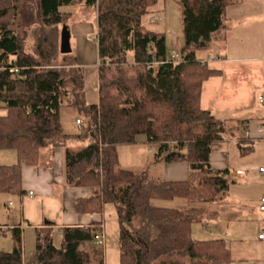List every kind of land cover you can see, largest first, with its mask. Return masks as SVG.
I'll return each instance as SVG.
<instances>
[{
  "label": "trees",
  "instance_id": "trees-1",
  "mask_svg": "<svg viewBox=\"0 0 264 264\" xmlns=\"http://www.w3.org/2000/svg\"><path fill=\"white\" fill-rule=\"evenodd\" d=\"M238 2L181 0L183 47L173 64L167 62L164 34L142 24L157 0H35L40 26L30 53L16 25L18 0H0V112H5L0 150L16 154L15 164L0 165V197L24 194L22 164L37 167L42 149L61 146L65 183L93 190L91 197L75 201L76 213L101 214L105 204L115 207L119 264H231L224 240H195L191 229L202 223L198 203H212L228 188L227 170L210 165L211 147L223 140L227 123L200 107L203 83L220 72L196 53L228 29L226 9ZM76 3L95 10L97 17L95 105L86 103L83 70L59 51V26L68 19L60 9ZM162 62L147 70L148 64ZM15 68L18 74L10 71ZM64 109L85 118L81 133L63 134ZM141 137L156 147L155 159L186 162L187 180L153 183L145 171L121 170L117 148L136 145ZM68 144L82 147L71 150ZM175 199L197 207L151 205ZM101 225L62 228L59 247L53 226L35 228L32 264H105L95 243ZM11 235L13 250L0 251V264H23L22 234L13 229Z\"/></svg>",
  "mask_w": 264,
  "mask_h": 264
},
{
  "label": "crops",
  "instance_id": "crops-1",
  "mask_svg": "<svg viewBox=\"0 0 264 264\" xmlns=\"http://www.w3.org/2000/svg\"><path fill=\"white\" fill-rule=\"evenodd\" d=\"M157 4V16H148L153 6L142 20L147 30L160 22L164 25L163 0ZM83 7L80 4L78 12ZM76 10L65 13L69 21L84 14ZM93 12L90 23L76 19L62 28L68 34L69 49L76 59L74 65L83 70L88 105L98 102L97 17ZM157 17H160L158 22ZM226 18L228 29L211 40L215 51L196 58L220 72L203 83L200 107L227 123L223 140L211 147L210 165L214 170H227L228 188L216 201L198 203L202 223L192 226L191 237L224 240L230 250L231 264H264V242L257 239L264 230V213L259 210L264 197V173H260L264 169V108L258 104V97L264 92V0H239L226 9ZM161 26L157 27L159 31H149L165 36L166 30ZM210 56L215 60L207 62ZM77 120L75 125L81 127L82 123L77 125ZM62 132L72 135L64 128ZM139 141L136 145L117 148L121 170L145 171L148 179L156 178V183L187 180L190 169L186 162L157 160L156 147L148 145L144 137ZM72 146L67 145L69 149ZM63 157V147L49 145L40 151L37 167L22 164L24 194L0 197V229L4 232L0 251H9L13 245L7 238L8 234L12 236L13 229L21 232L26 244L34 237L35 228L46 226L58 229L60 235L64 227L101 223L106 242L102 212L83 216L76 213L75 201L91 197L93 190L73 188L65 183ZM15 163L14 150H0V165ZM28 192L34 193L35 199L29 198ZM48 200L54 203L49 205Z\"/></svg>",
  "mask_w": 264,
  "mask_h": 264
},
{
  "label": "rangeland",
  "instance_id": "rangeland-1",
  "mask_svg": "<svg viewBox=\"0 0 264 264\" xmlns=\"http://www.w3.org/2000/svg\"><path fill=\"white\" fill-rule=\"evenodd\" d=\"M161 0H157V5H159ZM181 0H163L164 4V25L161 26V22L158 25H153L149 27V30H156L157 27L161 26L164 27L166 30L165 38H166V52L167 56L170 57V54L172 52H180L183 47V37H182V27H181ZM80 3H76L73 6H68L60 9L61 13L71 12L75 11ZM18 17H17V23L16 25L19 26V30L23 35H25V51L27 53H30L32 45L37 37L38 28L40 26V19L37 18V8L35 0H18ZM76 7V8H75ZM84 8V7H83ZM156 6L151 9L149 17L157 16L156 14ZM29 9V10H28ZM30 11V12H29ZM31 11H33L31 13ZM76 10V13H84L82 16H77L70 21L67 19L65 22L66 25L73 22L76 19H82L83 21H87V23H90V17L93 15V9H87L84 8L83 11ZM75 13V12H74ZM65 26V25H64ZM63 28V25L59 26L60 34L61 30ZM22 35V36H23ZM214 44L212 41L208 43V46L206 49L197 51L196 56L197 58H203L205 57L210 51H215L213 49ZM66 55V62L69 64H74L76 61L75 56L73 55V52H69ZM97 84V80L95 81ZM5 112L1 111L0 115H4ZM78 119L81 121L82 125L81 127H78L75 125V120ZM60 126L63 131L67 130L69 134L75 135L79 134L82 131V128L86 126V120L85 118L80 115L75 110L71 109H64L62 110L61 119H60ZM143 139V137H141ZM82 147L80 144H73L71 150H79ZM151 182L156 183V178L149 179ZM54 202L52 200H48V204L51 205ZM152 206L155 207H162V208H172L177 210H187L189 207L194 206L197 207V205H189L185 200L182 199H175L172 201H160V200H154L151 202ZM102 219H103V225H105V233H106V242L104 243L103 249V255H104V261L106 264H119V248H118V238H119V227H118V221H117V215L115 211V207L112 204H105L102 210ZM198 226V225H197ZM104 231V230H103ZM104 234V233H103ZM104 236V235H103ZM4 237L1 236L0 240H2ZM7 238L9 242L12 243L10 234L7 235ZM195 237V235L193 236ZM54 242L57 247L60 246L61 238L58 232V229H56L55 236H54ZM13 250V245L10 247L9 251H4L5 253H10ZM23 264H32L33 261V254H34V237H31V240L27 241L26 244L23 242Z\"/></svg>",
  "mask_w": 264,
  "mask_h": 264
},
{
  "label": "built area",
  "instance_id": "built-area-1",
  "mask_svg": "<svg viewBox=\"0 0 264 264\" xmlns=\"http://www.w3.org/2000/svg\"><path fill=\"white\" fill-rule=\"evenodd\" d=\"M155 21H157V22L160 21V17H157ZM95 40H97V37L95 38ZM214 60H215V58L212 57V56H210L208 58L207 62H211V61H214ZM179 61H180L179 54L176 53V52H172L170 54L169 60L167 62H171L173 64H177V63H179ZM203 63H205V62H203ZM162 64H163V62L162 63L148 64L147 65V70H152L154 67L161 66ZM99 66H100V63L98 62L97 67L99 68ZM10 71L13 74H18V72H19V70L16 69V68L15 69H12ZM258 104L264 108V92L258 97ZM76 124L79 125L80 124V121L77 120L76 121ZM260 173H264V169H260ZM27 195H28L29 198L35 199L34 193L28 192ZM259 210H260V212L264 213V197H262L261 200H260ZM257 239L259 241L264 242V230H262L258 234ZM95 243H96L97 246H99L101 248L104 246V236H103V226L102 225H101V227L99 229L98 234L95 236Z\"/></svg>",
  "mask_w": 264,
  "mask_h": 264
},
{
  "label": "water",
  "instance_id": "water-1",
  "mask_svg": "<svg viewBox=\"0 0 264 264\" xmlns=\"http://www.w3.org/2000/svg\"><path fill=\"white\" fill-rule=\"evenodd\" d=\"M59 51L62 55L68 54L70 52L68 45V34L64 30H61V34H60Z\"/></svg>",
  "mask_w": 264,
  "mask_h": 264
}]
</instances>
